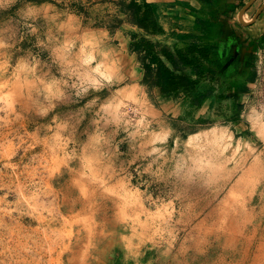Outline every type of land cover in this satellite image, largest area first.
<instances>
[{
	"label": "rangeland",
	"instance_id": "rangeland-1",
	"mask_svg": "<svg viewBox=\"0 0 264 264\" xmlns=\"http://www.w3.org/2000/svg\"><path fill=\"white\" fill-rule=\"evenodd\" d=\"M155 1L0 0V264H264V55Z\"/></svg>",
	"mask_w": 264,
	"mask_h": 264
},
{
	"label": "crops",
	"instance_id": "crops-1",
	"mask_svg": "<svg viewBox=\"0 0 264 264\" xmlns=\"http://www.w3.org/2000/svg\"><path fill=\"white\" fill-rule=\"evenodd\" d=\"M155 3L159 7L166 4L168 25L173 22L188 37L198 32L206 53H252L255 59L264 55V0H156ZM241 11H244L242 21ZM157 21L161 23L160 16ZM253 114L250 121L256 129Z\"/></svg>",
	"mask_w": 264,
	"mask_h": 264
},
{
	"label": "trees",
	"instance_id": "trees-1",
	"mask_svg": "<svg viewBox=\"0 0 264 264\" xmlns=\"http://www.w3.org/2000/svg\"><path fill=\"white\" fill-rule=\"evenodd\" d=\"M145 6L148 8V4H145ZM148 10L150 11V8H148ZM151 12V11H150ZM144 29H147L146 26H142ZM140 47L139 44H135L134 48L138 49ZM202 58H205V54L202 56ZM150 63H159V61L157 60V58L155 57H150ZM150 68L147 66L146 67V73H150ZM157 78L158 81L161 82L163 81L165 84L163 87L160 88V90L162 92H174L178 90L179 85L175 83L176 79L178 81H182L181 78H176L173 73L164 65H159L157 71ZM245 90L244 88H239L238 91H243Z\"/></svg>",
	"mask_w": 264,
	"mask_h": 264
},
{
	"label": "bare ground",
	"instance_id": "bare-ground-1",
	"mask_svg": "<svg viewBox=\"0 0 264 264\" xmlns=\"http://www.w3.org/2000/svg\"><path fill=\"white\" fill-rule=\"evenodd\" d=\"M253 114V113H252ZM253 115H255V114H253ZM257 115V114H256ZM256 115H255V117H256ZM257 116H259L261 119H262V116L261 115H257ZM254 117V122H255V127L258 129V127L262 124L261 122H260V120L258 121V119H256ZM264 124L261 126V131L264 133ZM258 133H259V131H258ZM260 136V135H259Z\"/></svg>",
	"mask_w": 264,
	"mask_h": 264
},
{
	"label": "water",
	"instance_id": "water-1",
	"mask_svg": "<svg viewBox=\"0 0 264 264\" xmlns=\"http://www.w3.org/2000/svg\"><path fill=\"white\" fill-rule=\"evenodd\" d=\"M245 8H246V7H245ZM243 12H244V11H241L240 16H239L241 21H242V14H243ZM256 16H257V15H256ZM256 16H255V17H256Z\"/></svg>",
	"mask_w": 264,
	"mask_h": 264
}]
</instances>
